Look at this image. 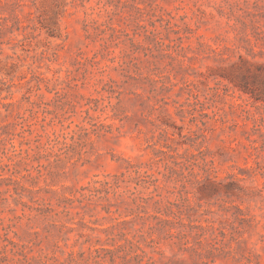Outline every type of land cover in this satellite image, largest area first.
Here are the masks:
<instances>
[{
	"label": "rangeland",
	"instance_id": "rangeland-1",
	"mask_svg": "<svg viewBox=\"0 0 264 264\" xmlns=\"http://www.w3.org/2000/svg\"><path fill=\"white\" fill-rule=\"evenodd\" d=\"M241 57L264 68V0H0V264H104L149 231L137 194L78 200L126 159L176 170L152 264H264V74L221 76Z\"/></svg>",
	"mask_w": 264,
	"mask_h": 264
},
{
	"label": "trees",
	"instance_id": "trees-1",
	"mask_svg": "<svg viewBox=\"0 0 264 264\" xmlns=\"http://www.w3.org/2000/svg\"><path fill=\"white\" fill-rule=\"evenodd\" d=\"M150 33V36L156 35L155 30L150 31ZM179 38L182 39V36ZM145 40L150 44L153 42L159 45L164 44L162 40L156 41L149 38V36ZM113 60L114 57H111L110 61ZM240 62L241 64L231 63L229 66H225L221 76L227 78L234 87L242 92L255 95L257 92L255 82L258 77L264 74L262 73L264 72V68L260 64H255V70H253L250 63L242 57L240 58ZM120 66L122 67L123 64H120ZM260 97V95H256L255 98L259 99ZM160 151L165 152L163 150ZM170 157H174V154H170ZM125 161L126 164L119 173L108 175L102 180H96L93 185L81 187L78 200H85L89 204L100 203L106 212L111 211L112 207H115V211H117L121 207L120 204L125 203L124 208L134 213L136 210L128 207V202L124 199V195L128 191L129 193L137 194L132 197V202L136 204V209H139V214L137 215L142 220L148 219L152 222L149 227L150 230L146 232L139 230V238H126V243L121 242L113 248H107L109 260L104 262V264H118L115 262L116 252H121L118 255L123 260L121 264H126L129 259H133L135 264H152L153 260L148 256V252L146 251L148 246H150L151 251L157 252L160 250L162 242L168 241L173 249L174 245L178 244L177 240L180 238V233L173 230V219L169 211L171 210L172 202L166 199L162 193L166 189L165 182L172 177L173 172L176 170L172 166H167V172L157 171V174H160L159 177L154 173H149L148 169L142 170L141 164L134 163L129 159ZM172 162L175 166L180 163L179 161ZM146 166L150 168L149 164ZM131 183L134 184L131 186L132 190L130 189ZM112 198L114 201H111ZM67 199L70 202L60 201L65 203L62 205L64 208H66V204H71L72 202V199ZM96 251L99 250L96 249ZM196 254L200 256L199 252H196ZM69 256L70 261H75L74 251H70ZM145 257H147L146 263L143 262ZM60 264L64 263L61 262ZM196 264L208 263L196 259Z\"/></svg>",
	"mask_w": 264,
	"mask_h": 264
}]
</instances>
